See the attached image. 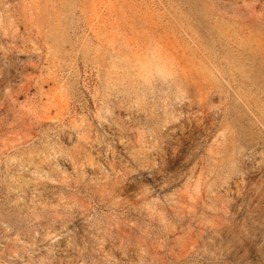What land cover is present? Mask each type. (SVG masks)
<instances>
[{
    "label": "rangeland",
    "instance_id": "1",
    "mask_svg": "<svg viewBox=\"0 0 264 264\" xmlns=\"http://www.w3.org/2000/svg\"><path fill=\"white\" fill-rule=\"evenodd\" d=\"M0 264H264V0H0Z\"/></svg>",
    "mask_w": 264,
    "mask_h": 264
}]
</instances>
